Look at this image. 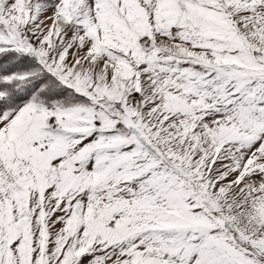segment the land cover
Masks as SVG:
<instances>
[{"label": "snow or ice", "instance_id": "1", "mask_svg": "<svg viewBox=\"0 0 264 264\" xmlns=\"http://www.w3.org/2000/svg\"><path fill=\"white\" fill-rule=\"evenodd\" d=\"M0 264H264V0H0Z\"/></svg>", "mask_w": 264, "mask_h": 264}]
</instances>
